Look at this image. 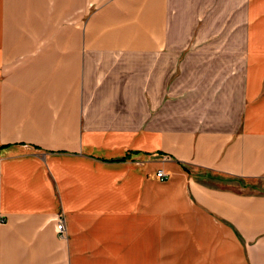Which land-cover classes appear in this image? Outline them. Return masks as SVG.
I'll return each mask as SVG.
<instances>
[{
    "label": "crops",
    "instance_id": "0c3cea01",
    "mask_svg": "<svg viewBox=\"0 0 264 264\" xmlns=\"http://www.w3.org/2000/svg\"><path fill=\"white\" fill-rule=\"evenodd\" d=\"M157 238L168 264H264V0H0V264Z\"/></svg>",
    "mask_w": 264,
    "mask_h": 264
},
{
    "label": "rangeland",
    "instance_id": "374dc122",
    "mask_svg": "<svg viewBox=\"0 0 264 264\" xmlns=\"http://www.w3.org/2000/svg\"><path fill=\"white\" fill-rule=\"evenodd\" d=\"M90 8L92 9H96V5L95 4H90L89 5ZM51 23V20L49 21V24ZM25 37L27 38H36V37H47L44 36V34H38V32H31L28 31L25 34ZM217 51H219V48H217ZM125 159V158H124ZM124 159L121 160H114V161H108V162H120L123 161ZM200 176V179L208 182V183H215V182H221V183H232V182H236L238 180H234V179H230V178H222V177H218V176H212L208 173H202ZM64 215L63 213H60L57 218L55 219L56 221V227H57V222L58 220L61 221V223L63 224L64 227V231L62 233H59L58 235L60 237H65V221H64ZM133 240L131 239H125L124 245L125 248L127 249L128 246L131 244ZM149 248L145 246V249L143 250H148ZM103 257V255H102ZM113 257L111 255V250H110V254L104 256L103 258H108V260H110L111 263L115 262V260H113ZM132 259V261L129 262V264H168V239L165 238H157L155 240L154 243V254L152 256V258L150 259L148 254L146 255H138V254H134L133 256L130 257Z\"/></svg>",
    "mask_w": 264,
    "mask_h": 264
},
{
    "label": "built area",
    "instance_id": "2783aa9c",
    "mask_svg": "<svg viewBox=\"0 0 264 264\" xmlns=\"http://www.w3.org/2000/svg\"><path fill=\"white\" fill-rule=\"evenodd\" d=\"M156 176L157 178L159 179V181H164L167 179V175L162 171V170H159L157 173H156ZM56 231L57 233H62L64 231V227H63V224L61 223L60 220H58L57 222V227H56Z\"/></svg>",
    "mask_w": 264,
    "mask_h": 264
}]
</instances>
